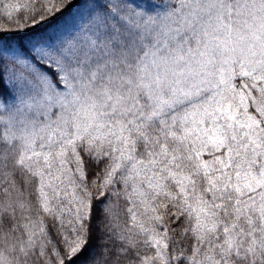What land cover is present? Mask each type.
<instances>
[{
    "label": "snow or ice",
    "instance_id": "6c2138e0",
    "mask_svg": "<svg viewBox=\"0 0 264 264\" xmlns=\"http://www.w3.org/2000/svg\"><path fill=\"white\" fill-rule=\"evenodd\" d=\"M0 264H264V0H0Z\"/></svg>",
    "mask_w": 264,
    "mask_h": 264
}]
</instances>
